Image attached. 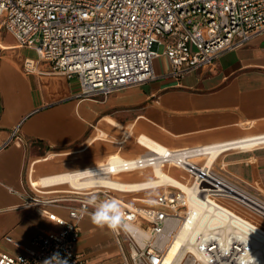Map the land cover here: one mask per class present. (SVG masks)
<instances>
[{
  "label": "built area",
  "instance_id": "obj_1",
  "mask_svg": "<svg viewBox=\"0 0 264 264\" xmlns=\"http://www.w3.org/2000/svg\"><path fill=\"white\" fill-rule=\"evenodd\" d=\"M0 27L18 46L33 47L52 73L76 79L77 98H105L153 79L152 63L161 55L171 74L180 77L245 45L264 31V0H0ZM37 62L23 58V70L33 72ZM18 129L3 146L17 137ZM215 145L170 150L161 162L188 174L192 200L206 212L200 229L187 193L178 186L163 185L144 200L148 204L137 205L106 187L81 188L69 196L30 185L31 193L22 195L25 206L35 207L57 228L38 232L27 245L4 236L21 252H0V264H91L75 249L80 222L108 200L122 209L120 225L108 227L118 247L116 264H262L252 240L264 234V226L241 210L264 212L236 199V189L264 201L245 190L253 184L222 163L208 162L206 154ZM155 157L144 154L123 162L122 171L152 167Z\"/></svg>",
  "mask_w": 264,
  "mask_h": 264
},
{
  "label": "crops",
  "instance_id": "obj_2",
  "mask_svg": "<svg viewBox=\"0 0 264 264\" xmlns=\"http://www.w3.org/2000/svg\"><path fill=\"white\" fill-rule=\"evenodd\" d=\"M30 49L18 46L6 30L0 33V252H21L4 236L27 245L38 232L57 228L35 207L25 206L22 195L31 193L33 180L98 162L113 150L98 143L99 136L114 142L126 128L171 150L225 144L214 164H224L264 194V31L180 77L171 74L161 55L152 63L153 79L105 98H77V80L52 73L35 49L34 56L28 54ZM26 57L38 60L31 73L22 67ZM17 125V137L3 146ZM148 189L155 187L122 192L142 205ZM57 213L66 217L62 209ZM91 217L80 222L77 253L91 264L118 263L109 228Z\"/></svg>",
  "mask_w": 264,
  "mask_h": 264
},
{
  "label": "bare ground",
  "instance_id": "obj_3",
  "mask_svg": "<svg viewBox=\"0 0 264 264\" xmlns=\"http://www.w3.org/2000/svg\"><path fill=\"white\" fill-rule=\"evenodd\" d=\"M261 141V140H259ZM137 142L146 148L147 153L149 156H156L158 158L157 161L155 159L154 165L152 166L155 172L153 176L154 179L142 182H121L115 180L112 176L118 174L122 171V163L123 162H133V160L123 159L119 154L113 153L108 156V159L105 163L100 164L99 166L95 167L94 169H83L76 172H69L64 174H59L57 176H51L42 178L40 180H33L30 183L31 186L34 188L39 186H51L57 184L67 183L68 185L72 186L76 189L81 188H101L106 187L109 189L117 190V191H134L139 188H152V187H159L163 185H174L180 187L184 190L189 199L190 205L195 213L198 216L197 219V227L200 229L201 223L205 218V210L203 209L202 205L196 203L192 200L194 196V189L185 183H182L180 180L169 176L166 172L163 171L162 166V157L167 155L171 149L162 146L161 144L155 142L154 140L150 139L145 135H141ZM221 147H226L225 144L215 145L212 149L209 150V154H206L208 158V162L215 159V157L221 151ZM141 157V156H139ZM138 157V158H139ZM31 180V179H30ZM235 198L240 199L244 204L247 206L249 205H256V207L262 208L264 211V207L261 203L254 197L246 194L243 190L236 189ZM243 231H245L243 229ZM193 233L187 238L188 243L191 242L193 238ZM252 245L254 247L255 253L259 256V261L264 264V234L261 232L257 233V236L254 237L252 240Z\"/></svg>",
  "mask_w": 264,
  "mask_h": 264
},
{
  "label": "rangeland",
  "instance_id": "obj_4",
  "mask_svg": "<svg viewBox=\"0 0 264 264\" xmlns=\"http://www.w3.org/2000/svg\"><path fill=\"white\" fill-rule=\"evenodd\" d=\"M4 28H0V33H4ZM159 52L162 51V48L159 47L158 49ZM28 54L31 56L35 55L34 48L31 47L29 50ZM139 133L137 132L136 129L131 128H126L125 131L123 132V136L119 138H113L114 142H111L109 140H112L109 136L102 134L99 136V139L97 140L98 143H101L105 148L110 147L113 150L106 153L98 162L86 166V168H93L97 167L100 164H103L107 161L108 156L113 153L119 154L123 159L127 160H133L135 158H138L141 155H144L147 153V150L145 147L140 145L137 140ZM96 141V142H97ZM79 153H75L72 156H78ZM153 167H146L144 169H133L129 171H121L116 175H113L112 177L121 182H140V181H145V180H151L154 179L155 172L153 170ZM163 171L166 172L169 176L175 177L176 179L180 180L182 183L188 181V174L183 171L180 168H176L171 165H164L163 166ZM76 172V171H75ZM69 173V172H67ZM145 176V178H143ZM45 190H49L50 192L52 191H66V194H69V191H76L77 189L73 188L72 186L68 185L67 183H63L61 185H54L46 188H42ZM163 189V186L161 188H155V189H148L143 192H145L144 195H141L144 199H152L156 194H158L161 190ZM245 190L250 192L251 194L257 196L261 200L264 201V194L260 193L257 189L252 188V187H245ZM80 191V190H77ZM83 191V190H82ZM112 192L118 196V197H125L127 200H130L129 198L132 197L130 192H122V191H117V190H112ZM72 196V195H71ZM144 204H148L147 202H140ZM262 204V203H261ZM264 207V205L262 204ZM259 208V207H258ZM257 208V209H258ZM245 216H248L249 218H253L257 223H259L261 226H264V216L262 214H258L255 212L253 214H250V212L246 210H241ZM259 212H264L262 208L258 209Z\"/></svg>",
  "mask_w": 264,
  "mask_h": 264
},
{
  "label": "clouds",
  "instance_id": "obj_5",
  "mask_svg": "<svg viewBox=\"0 0 264 264\" xmlns=\"http://www.w3.org/2000/svg\"><path fill=\"white\" fill-rule=\"evenodd\" d=\"M91 219L93 223L100 227L107 226L114 229L122 221V209L115 200L102 201L95 205Z\"/></svg>",
  "mask_w": 264,
  "mask_h": 264
}]
</instances>
